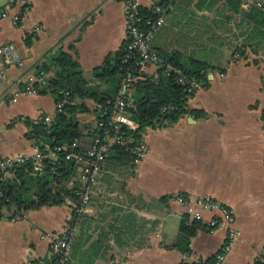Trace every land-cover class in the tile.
<instances>
[{"label": "crops", "instance_id": "crops-1", "mask_svg": "<svg viewBox=\"0 0 264 264\" xmlns=\"http://www.w3.org/2000/svg\"><path fill=\"white\" fill-rule=\"evenodd\" d=\"M26 1L18 26L11 17L19 7L0 20V46L14 45L25 64L4 67L0 57V160L34 155L28 123L56 112L53 95L35 85L36 94L27 92L37 66L62 51L90 78L128 41L122 0ZM136 1L148 8L159 0ZM165 8L150 48L206 64V80L176 122L145 129L146 154L132 177L105 172L107 179L100 168L93 182L82 181L83 193L91 191L83 214L92 220L77 225L76 257L93 246L94 264H213L226 232L210 230V213L187 253L174 246L184 217L174 199L210 197L234 213L238 235L224 264H254L264 251V28L251 15L264 13V0H170ZM157 66L144 73L153 76ZM86 105L91 111L79 118L89 124L94 103ZM70 218L67 201L0 220V264H49L43 236L62 234Z\"/></svg>", "mask_w": 264, "mask_h": 264}, {"label": "trees", "instance_id": "trees-1", "mask_svg": "<svg viewBox=\"0 0 264 264\" xmlns=\"http://www.w3.org/2000/svg\"><path fill=\"white\" fill-rule=\"evenodd\" d=\"M169 2L170 0H159L155 4L164 7ZM140 14L145 18L155 17L144 7H141ZM251 17L257 25L264 28V13L253 11ZM127 44L128 41H124L120 49L108 55L102 65L93 70L90 78L84 75L80 64L71 54L62 51L50 54L33 71L35 76L44 74L46 79V84L41 89L35 84L38 93L51 94L56 103H65L60 112H55L49 125L28 123L26 137L43 155L40 169L37 168L36 160L31 158L0 174V220L21 218L29 210L58 206L70 201L73 206L69 205L71 218L67 225L76 231L81 221L89 224L92 217L78 212L84 189L78 175L80 165L66 158L69 153L83 154L84 150L74 145L80 144L84 138L92 140L100 136L104 139L105 132L108 136L120 135L125 143L112 144L100 167L107 179H111V176L105 172L116 173L122 180L128 179L134 175L133 150L145 129L165 126V122L174 123L186 112L188 98L184 87L178 83L179 73L205 81L208 66L192 58H184L178 53L167 55L159 52L157 70L153 76H148L136 66L135 58L127 57ZM129 76L133 81L124 92L123 82ZM118 98L126 103L132 100V104H128L126 108L129 118L138 125L135 130L126 125H120L118 129L110 125V115ZM87 100L94 103V118L89 124L79 118L80 114L91 111L86 105ZM103 111L106 112L105 115H102ZM100 123L102 126L98 125ZM46 146L51 150L61 147L55 160L45 157ZM201 227L200 222L189 221L184 216L179 224L174 246L187 253L191 239ZM76 235L77 233L72 240L68 264H94L97 247L91 246L76 257L79 249ZM254 264H264V251Z\"/></svg>", "mask_w": 264, "mask_h": 264}, {"label": "built area", "instance_id": "built-area-1", "mask_svg": "<svg viewBox=\"0 0 264 264\" xmlns=\"http://www.w3.org/2000/svg\"><path fill=\"white\" fill-rule=\"evenodd\" d=\"M124 15L127 20V32H128V44H127V57L135 58L136 66L141 72H144L147 66L157 65L160 62L158 54L150 48V43L154 35L159 31V29L164 24V12L166 10L164 7H159L156 4H152L148 7L151 14L155 17L145 18L140 14L141 7L136 0H122ZM20 10L12 15V23L18 26L22 21L25 14L28 13V3L26 0H8L7 5L0 9V20L10 17V11L16 8ZM34 30H37L35 27ZM0 57L2 59V65L4 67H18L22 68L25 66L24 61L19 55L17 48L14 45L6 44L0 46ZM179 73V72H178ZM133 78L127 77L123 82V91L125 92L130 88ZM30 88L28 89L29 94H36L37 90L33 88L35 84H40L44 86L46 84V79L44 74L39 76L29 77ZM178 83L184 87V92L187 98L192 96L194 93L202 88V83L194 76H185L179 73ZM63 93V92H61ZM67 95V93H64ZM65 101L56 103V111L60 112ZM132 104L130 99L128 103L123 101V99L118 98L116 102L115 109L110 115V125L113 128L118 129L120 125H126L131 130H135L138 125L129 118L127 105ZM106 112H102L105 115ZM53 115L40 114L35 117L31 122L32 124H47L52 122ZM168 123L165 122V125ZM102 126V124H98ZM159 125H157L158 127ZM264 130V123H263ZM106 137L104 139L100 136L95 137L90 141L87 146H81L77 143L76 147H81L84 150L83 154L69 153L66 155L67 159L75 161L81 166L79 176L83 182H93L95 177L100 172V164L102 165L105 158L112 146V144H123L124 139L120 135L114 134L108 136L105 132ZM35 154L32 156L25 155H15L12 157L4 158L0 160V174L10 171L14 167L23 164L27 160L33 158L36 160L39 168L40 161L43 158L38 147L35 146ZM47 154L45 157L55 160L56 153L61 150V147H56L53 150L45 147ZM133 153L135 159L134 164L138 163L146 154V143L143 139L135 146ZM87 175V176H86ZM89 186L86 187V191L81 196V208L78 210L79 213H87L89 211V201L91 198ZM175 202L182 205L183 215L186 216L189 221L202 222L204 212L210 213V218L208 220V225L211 231L224 230L226 232L225 242L221 248V251L216 255L214 264H224L226 255L230 252L234 241L238 235L234 228V213L229 207L223 205L222 203L210 198L201 197L196 200H187L184 197H176ZM75 235V228L71 229L68 225L62 234H46L43 237L48 238L51 242V261L52 264H68L71 259V245L72 240ZM55 260V261H54Z\"/></svg>", "mask_w": 264, "mask_h": 264}, {"label": "water", "instance_id": "water-1", "mask_svg": "<svg viewBox=\"0 0 264 264\" xmlns=\"http://www.w3.org/2000/svg\"><path fill=\"white\" fill-rule=\"evenodd\" d=\"M8 3V0H0V9L4 8Z\"/></svg>", "mask_w": 264, "mask_h": 264}, {"label": "rangeland", "instance_id": "rangeland-1", "mask_svg": "<svg viewBox=\"0 0 264 264\" xmlns=\"http://www.w3.org/2000/svg\"><path fill=\"white\" fill-rule=\"evenodd\" d=\"M68 202H69V205H70V206H71V205L73 206V204H72L70 201H68Z\"/></svg>", "mask_w": 264, "mask_h": 264}]
</instances>
